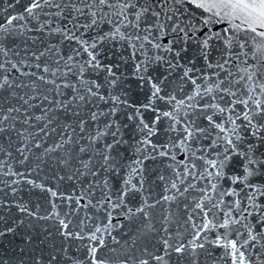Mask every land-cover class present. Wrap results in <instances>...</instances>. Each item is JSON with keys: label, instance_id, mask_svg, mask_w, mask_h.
<instances>
[{"label": "snow or ice", "instance_id": "6c2138e0", "mask_svg": "<svg viewBox=\"0 0 264 264\" xmlns=\"http://www.w3.org/2000/svg\"><path fill=\"white\" fill-rule=\"evenodd\" d=\"M21 3L0 8V239L25 234L0 264H264V0Z\"/></svg>", "mask_w": 264, "mask_h": 264}, {"label": "water", "instance_id": "95a60500", "mask_svg": "<svg viewBox=\"0 0 264 264\" xmlns=\"http://www.w3.org/2000/svg\"><path fill=\"white\" fill-rule=\"evenodd\" d=\"M7 3L11 4L14 3V0H7ZM5 6V0H0V8H3ZM23 8V0L21 4L16 5L15 9H9L8 12L12 13V14H16L17 12L21 11ZM3 15H7V13H4ZM55 42V41H53ZM40 47L42 48L43 45H40ZM65 53H67L68 49L65 46L64 48ZM115 52V55L113 54ZM108 59L111 60L113 63H120L119 60V55H120V49L117 46L116 48L113 49V51L108 52ZM124 55L127 56L128 53L124 52ZM219 53L214 52L213 56L214 57H218ZM131 65H122L121 67V71L124 73H127L130 76V69ZM198 67H202V64H199ZM177 77H173V80H176ZM126 85L129 87L130 91H131V96L132 99L137 102V103H145L146 102V94H147V88L141 89L139 87H136V84L134 81L132 80H126ZM169 90H172L174 88L177 87L176 83H169L167 85ZM185 90L187 91V87H185ZM177 95H179V93H177ZM161 108H164V105L161 104L160 105ZM151 113H147L146 114V119L151 117ZM121 120H124V117H121ZM126 122V121H125ZM160 132L158 134V136L153 137L154 141H157L159 143H164L167 140V136L165 134V127H166V123L164 121L161 122L160 124ZM136 135L133 132L132 126L131 124H129V127L127 129H125V137L128 139H131L132 136ZM246 147V145H245ZM260 152H264V147L260 148ZM125 157H131L133 156V152L131 149H128L125 153H124ZM147 165V169H148V176L150 180H154L155 177L157 175H159L161 172H164L165 174H167L165 172L164 169V165L161 163V160H156V161H147L146 162ZM233 167H235V165H233ZM48 175H51V172L49 171L47 173ZM229 174H232L231 172ZM45 175V173H42L41 176ZM254 182L257 183H264V175H260L258 177L253 178ZM114 188L118 187V183L116 180L112 181ZM68 185H65V188H68ZM154 191L152 193L153 198H155L157 196L158 193H160L162 191V185L161 186H153ZM19 196L23 198L24 201H27L30 203V206H35L36 204H41L44 205L45 201H46V194L42 193L39 189H32L31 186L29 185H24V187L22 188V190L19 193ZM139 199V197H137V200ZM157 214L159 215V213L161 212V209L158 208L156 210ZM125 224V228L122 230H119V232L117 233L118 238H120L122 241L124 240H129L130 239V235L135 234L134 230L137 227L136 225H129V223L127 221H124ZM26 227V226H25ZM45 227H48L49 230L51 229L50 225H46L45 222H40L39 224H36L33 228L31 229H27V231L32 234L33 236H39L40 234L43 233V229ZM25 234V229L21 228L18 229V232L15 236H8L7 238H3L0 239V257H13L14 258V253L16 252V250H18L19 248L23 247V237ZM59 242V237H57V243ZM220 249L216 250V254L218 255L220 253ZM27 259V258H25Z\"/></svg>", "mask_w": 264, "mask_h": 264}]
</instances>
